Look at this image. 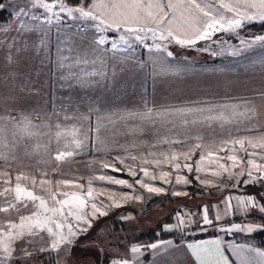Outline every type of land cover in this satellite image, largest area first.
Returning a JSON list of instances; mask_svg holds the SVG:
<instances>
[{
  "label": "snow or ice",
  "instance_id": "obj_1",
  "mask_svg": "<svg viewBox=\"0 0 264 264\" xmlns=\"http://www.w3.org/2000/svg\"><path fill=\"white\" fill-rule=\"evenodd\" d=\"M72 2L78 6L69 7L64 0H53L51 3L46 0H24V3L15 9L14 24L11 27L0 25V33L15 32L23 36L34 30L41 31L38 25L29 24L25 18L37 20L42 17L44 21L51 24L55 17L66 27H70L71 22L76 20L93 22L91 26L94 29V35L86 42L88 51L95 56L91 63L97 70L87 72L82 76L63 77L65 80L75 79L77 86L83 88L93 87L105 80L115 81L124 76L126 72L129 73V79H131L136 71L145 67L146 63L152 65L151 59L147 61L141 59L138 49H143L149 56L162 50L167 57H173L174 52L169 48L176 46L217 57L225 50H230L232 55H239L255 45L264 46V35L247 31L244 36L240 34L252 22L264 25V0H231V2L215 0V3H208L206 0H72ZM6 7L3 0H0V10ZM34 9L43 10L40 17L35 14ZM222 34H231L229 39L235 38L238 44L228 43ZM9 40L11 51L6 55L5 60L12 70L0 76V82L5 79L19 78L17 69L22 53L31 49L39 56L48 47L45 39L31 44L27 41H16L13 37H9ZM12 45L18 46L12 47ZM214 45H219V50L214 48ZM121 51L126 55H119ZM64 59V57H58V67H64ZM129 63L135 64V69H129ZM168 73L179 78L184 74V70L166 67L164 74ZM261 98L264 99V93H261ZM17 102L13 94H9L7 98L0 95V110H3L4 104L14 105ZM239 107L240 105L234 106L233 114L246 117L251 121L256 114L255 108L245 104V112L236 113L235 109ZM177 111L184 110L177 109ZM188 111L203 112L205 110L197 108L188 109ZM167 114L169 113L154 112L150 108L140 113H129L134 119L138 118L150 123H155L156 118H162ZM81 119L85 123L89 120L88 117H81ZM214 119H222V117H205L208 121ZM11 123L14 124L15 121ZM198 123L201 121H184L186 126ZM103 127L102 123L97 124V135L91 141L89 129L86 127L81 132L82 138L80 139L75 138L76 134L73 133V139L64 145L66 150L58 151L52 159L63 162L82 151H95L100 156L117 149L125 151L124 145H119L114 141L109 142L99 135ZM5 131L4 127H0V135H3ZM57 135L62 134L57 133ZM184 143L187 144V141L185 140ZM220 144L224 147L196 143L179 154H161L160 157L152 153L150 154L152 159H141L139 167H137L135 156H109L107 159L91 162L104 173L109 170L116 173L124 172L132 178L131 182L129 179L101 174L90 177L85 187L84 184L78 182V178L57 180L54 184L51 179L46 178L48 175L46 172L38 173L40 179H37L36 175L29 176L23 172L13 176L11 169L7 168L0 171V186H3L0 191V200L3 201L0 214H4L3 219L8 221L7 224L0 223V264H10L14 257L12 242L15 240H22L28 245L21 247L19 251V259L25 264H29V261L39 254L52 252L59 254L56 264H65L75 238L87 232L93 226L94 220L107 216L112 208H119L122 204L143 202L153 195L169 193L166 185H173L170 194L176 197L189 196L188 191H178L176 186L191 185L193 180L202 187H216L214 179L221 178L230 181L233 188H239L242 184L264 187V129L261 130L259 136L235 139L230 137L228 140L221 141ZM249 148L252 151H249ZM197 149L200 150V155L193 161ZM38 150L39 146L34 149V151ZM222 151L228 154L220 156L219 153ZM10 159L15 160V155L10 156L0 151V164H6ZM125 160L131 163L126 164ZM117 164L122 167H117ZM166 165L172 170H164ZM173 172L176 173L175 176ZM181 172H195L193 180H190L187 175H180ZM201 173L210 175L214 179H202ZM241 178L244 179L241 180ZM94 181L123 186L129 191L117 195L108 188L97 190L93 187ZM157 181L161 183L158 185L155 183ZM221 182H224L223 179ZM62 188L69 190L61 191ZM142 193H146L147 197ZM101 197H106L107 203ZM262 201H264V194L261 193L255 196L241 195L235 198L229 196L223 206L224 213L226 216L232 215L231 210L235 209L244 215L252 212L264 214V202ZM21 209L29 211L30 215L20 214ZM9 214H18L17 218L20 223H15L13 216ZM186 215L187 220L184 215L177 214V223L164 225V230L183 232L192 223L197 227L202 225L201 230H207L209 226H215V221L221 219L220 216L209 218V208L203 204L200 206L199 213L188 212ZM70 218L76 223L68 222ZM129 219H134V217L129 215L121 217L123 221ZM257 228H264V225L233 224L227 231L239 229L253 232ZM10 229H15V233L9 231ZM41 233H44V236H41ZM103 235L105 234L102 232ZM41 242L46 246H40ZM206 244H215L217 252L220 251L218 240L186 245V249L192 251L200 264H208L200 252ZM142 247L145 250L167 249L173 247V242L160 240L147 245H133L130 251L136 254L141 251ZM253 251L258 250L253 249ZM161 255L167 256V252H162ZM111 264H129V261L112 260ZM215 264H231V262L226 256L221 255Z\"/></svg>",
  "mask_w": 264,
  "mask_h": 264
},
{
  "label": "rangeland",
  "instance_id": "obj_2",
  "mask_svg": "<svg viewBox=\"0 0 264 264\" xmlns=\"http://www.w3.org/2000/svg\"><path fill=\"white\" fill-rule=\"evenodd\" d=\"M46 2L51 3L53 0H46ZM206 2L215 3V0H206ZM226 2H231V0H226ZM3 3L7 5V9L12 11L18 5L23 4L24 0H4ZM65 4L67 3L65 2ZM69 7L75 6L69 5ZM33 11L43 10L34 9ZM222 35L228 43L238 44L228 39V35L231 34ZM217 46L219 45L213 47ZM216 49L219 50V47ZM169 50L174 52L173 57H167L162 50L149 56L142 49L143 53H147L149 59L153 61L152 65H148V79L147 77L143 78L144 91L142 94L140 93L139 87L142 84L139 83L140 80H135L132 100L130 101L126 96L128 101L123 104V107H127V113H140L148 108L154 112L169 113L162 118H156L155 123L134 119L132 116L129 118L120 116L122 119L114 120L110 114L100 116L99 111L67 110L61 113L46 108V94H15L12 92L13 88L7 86L0 95L7 98L9 94H13L18 102L14 105L4 104L3 110H0V127L6 129L3 135H0V151H4L10 156L14 154L16 159H10L8 163L0 164V171L7 168L11 169L13 176L23 172L29 176L36 175L37 179H40L38 173L46 172L48 173L46 178L51 179L54 184L57 180L78 178V182L84 184L85 187H87L90 177L101 174L129 179L131 182L132 178L128 177L126 173H116L111 170L104 173L91 162L107 159L109 156H135L137 157V167H139V161L152 159L150 155L152 153L157 157H160L161 154H179L196 143L224 147L220 142L228 140L230 137L235 139L261 135V130L264 129V99L261 98V93H264V46L255 45L242 51L239 55H232L230 50H225L217 57L176 46H171ZM166 67L184 70V74L179 78L171 73L164 74ZM134 74L137 75L136 72ZM146 90H148L147 94ZM37 98L41 101H37ZM245 104L255 108L256 114L251 121L246 117L233 114V108L236 105H240L235 109L236 113L245 112ZM197 108L205 111H188V109ZM177 109L184 111L178 112ZM57 112L58 114H56ZM116 112L121 114L126 111L124 109V111ZM62 114H65L64 118ZM208 116L222 117V119L205 120V117ZM81 117H88L89 120L85 123ZM13 120L14 124L11 123ZM185 120H198L201 123L186 126ZM93 122L96 124H91ZM111 122H117V124L111 125ZM98 123L104 125L99 132L102 138L124 145L126 150L117 149L105 153L103 156L98 155L95 151H82L63 162L52 159L58 151L66 150L64 145L73 139V133L76 134L75 138H82L81 132L85 127L89 129L91 141L97 135L96 126ZM57 133L62 135L58 136ZM185 140L187 144L184 143ZM37 146H39V150L34 151ZM249 151L252 149L249 148ZM26 153L28 154L26 155ZM227 154L226 151L219 153L220 156ZM199 155L200 150L197 149L193 161ZM125 163L131 162L125 160ZM116 166L122 167L119 164ZM164 170L172 169L166 165ZM179 174L187 175L190 180H193L195 172ZM173 175L175 176L176 173L173 172ZM201 178L214 179L205 173H201ZM221 179L224 182H221ZM221 179H214L216 187H202L195 180L191 185L176 186L178 191H188L190 195L187 197L172 196L170 192L173 185H166L169 193L164 194L162 202L155 204L152 208H149L147 203L155 195L146 198L143 202L122 204L119 208H112L107 216L94 220L93 226L87 232L75 238L65 264H98L96 259L99 256L106 257L110 251H119H115L117 247L135 244L139 240L138 235L145 230L155 229L160 224L164 230V225L177 223V214L184 215L187 220L186 213H199L202 204L208 206L209 218L225 214L223 206L227 196L235 194L236 191L243 192L240 191L241 186L233 188L230 181H227L226 178ZM243 179L241 178V180ZM155 183L159 185L161 182ZM93 187L97 190L108 188L110 191L116 192L117 195L129 191L123 186L108 185L98 181L93 182ZM2 188L3 186H0V191ZM261 188V194H264V187ZM66 190L69 189H61V191ZM142 194L147 197L146 193ZM101 199L107 203L106 197H101ZM0 206H3L2 200H0ZM20 214L28 216L30 212L21 209ZM3 215L0 214V223L7 224L8 221L3 219ZM9 215L13 216L15 223H20L17 218L18 214ZM125 215L134 217V219L121 220V217ZM226 221L223 217L221 221H215V226H209L207 230H201L202 225L197 227L194 223L189 224L183 232L176 230L173 233V239L184 238L188 236V233L193 232H214L221 225L226 224L220 223ZM68 222L76 223L71 218ZM261 225H264V222H261ZM9 231L15 233L16 230L10 229ZM102 232L105 235L102 236ZM109 232L110 235L107 234ZM41 236H44V233H41ZM27 246L22 240L12 242L14 257L10 264H25L23 260L19 259V251L21 247ZM40 246L46 245L41 242ZM58 260V253H43L30 260L29 264H56Z\"/></svg>",
  "mask_w": 264,
  "mask_h": 264
},
{
  "label": "crops",
  "instance_id": "obj_3",
  "mask_svg": "<svg viewBox=\"0 0 264 264\" xmlns=\"http://www.w3.org/2000/svg\"><path fill=\"white\" fill-rule=\"evenodd\" d=\"M69 6V5H68ZM78 6V5H72ZM5 8L0 10V25L4 27H11L14 24L15 16L14 11ZM40 12L35 14L40 17ZM25 20L33 25L39 26L41 31H32L26 35L21 36L15 32H9L8 34L0 33V76H4L12 69L6 64V55L10 53L9 37H13L16 41H27L29 44L38 42L40 39L47 41V49L36 55L31 49L22 53L20 56V64L17 69L19 72V78L16 80H3L0 82V94L4 92L5 88L12 87V92L15 94H46V108L49 110L60 111L61 113L67 110H83V111H99V115L110 114L114 117V120L124 116L125 118L131 117L127 113V107H123L128 99L132 100L133 87L135 80L139 81L142 85L140 93H143V78L149 76L148 64L142 70L136 71V76L129 79V73H125L124 76L116 79L115 81H103L93 87L83 88L77 86L75 79L65 80L64 76H77L83 75L87 72L97 70L92 65V60L95 56L88 51L87 40L94 35V29L92 28L91 21L76 20L72 21L70 27L64 26L60 21H57L53 17V22L49 24L44 21L42 17L37 20ZM18 45H12L16 47ZM59 49V52H58ZM142 60L147 61L149 59L148 54H144L142 49H138ZM119 55H126L123 51ZM58 57H64V67H58ZM111 63V61H108ZM129 69H135V64L129 63ZM146 94L148 90L145 91ZM128 96V99L127 97ZM32 100V99H31ZM35 101V100H32ZM37 101H41L37 98ZM126 102V103H125ZM125 113H117L116 111L122 110ZM104 111V112H103ZM58 114V112L56 113ZM97 114V113H96ZM95 114V115H96ZM128 114V116H127ZM65 114H62L64 118ZM96 117V116H95ZM131 119V118H130ZM243 122V121H242ZM245 123V122H243ZM91 124H96L95 122ZM117 124L114 122L110 123ZM248 196L250 194L237 192L235 194H229V196L235 198L236 196ZM235 203V199H233ZM221 205V204H220ZM232 215L220 214L221 221L223 217H238L240 220H233L230 222H222L216 231L212 234L202 237H184L176 241L173 238H161L152 242H158L160 240L173 242L172 248L151 250L141 248L139 253L133 254L130 249L133 245H147L150 242L146 239H139L138 242L132 245L122 246L115 248L117 252H108L106 257H98L96 262L98 264H111L112 260L125 259L129 261V264H200V261L192 253L190 249H186L188 244H200L204 241H220V251L217 252V245L206 244L201 249L202 258L208 262V264H215V261L219 259L221 255L226 256L231 264H264V245L259 243L258 239L254 235V232L241 231L239 229L231 228L233 224H240L242 226L253 224L261 225L262 219L256 218L257 215L264 217V214L259 212H252L244 215L241 212L231 210ZM218 216V215H216ZM217 222V221H216ZM200 232V231H199ZM196 233V232H193ZM240 234L238 238L233 234ZM175 249V250H173ZM253 249L258 251H253ZM162 252H167V256H162ZM120 253V255H116Z\"/></svg>",
  "mask_w": 264,
  "mask_h": 264
},
{
  "label": "trees",
  "instance_id": "obj_4",
  "mask_svg": "<svg viewBox=\"0 0 264 264\" xmlns=\"http://www.w3.org/2000/svg\"><path fill=\"white\" fill-rule=\"evenodd\" d=\"M67 4L69 5H76L74 2H72V0H64ZM245 31L247 32H252V33H256V34H262L264 35V25L258 23V22H252L245 30L241 31L240 34L241 36H244ZM229 37L231 35H228ZM228 37V39H229ZM248 38V37H245ZM230 40H233V42L238 43V41L235 38H232ZM219 47V46H217ZM216 47V48H217ZM243 193L246 194H250V195H257L258 193H261L262 188L259 185H241V190ZM164 199V194L161 195H155L153 196L149 202L147 203L149 208H152L155 204L162 202V200ZM264 202V201H262ZM256 218H260L262 219L261 222H264V217L261 215H257ZM225 220L227 221H233V220H240V218L238 217H228ZM226 221V222H227ZM159 228V229H158ZM158 229V230H157ZM175 231L172 232H168L165 231L161 228V224L157 226V228L155 229H151V230H145L143 233L138 235L139 239H146L149 240L150 242L161 239V238H173ZM212 234V232H196V233H188V236L186 237H191V236H195V237H202V236H206ZM237 235L233 234L234 237L238 238L239 236H241L240 234L243 235V233H236ZM254 235L256 236V238L258 239L259 243H261L262 245H264V229H258L254 232ZM174 240L178 241L180 240L179 237L174 238Z\"/></svg>",
  "mask_w": 264,
  "mask_h": 264
},
{
  "label": "water",
  "instance_id": "obj_5",
  "mask_svg": "<svg viewBox=\"0 0 264 264\" xmlns=\"http://www.w3.org/2000/svg\"><path fill=\"white\" fill-rule=\"evenodd\" d=\"M4 1V0H3Z\"/></svg>",
  "mask_w": 264,
  "mask_h": 264
}]
</instances>
